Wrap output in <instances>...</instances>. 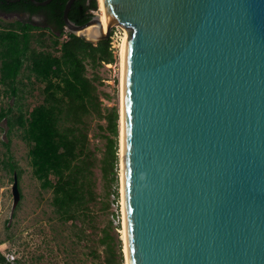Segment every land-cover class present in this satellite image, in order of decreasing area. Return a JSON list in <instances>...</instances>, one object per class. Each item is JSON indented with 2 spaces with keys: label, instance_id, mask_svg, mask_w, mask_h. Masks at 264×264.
<instances>
[{
  "label": "water",
  "instance_id": "water-1",
  "mask_svg": "<svg viewBox=\"0 0 264 264\" xmlns=\"http://www.w3.org/2000/svg\"><path fill=\"white\" fill-rule=\"evenodd\" d=\"M74 1L68 32H128L129 264H264V0H104L106 30L72 22Z\"/></svg>",
  "mask_w": 264,
  "mask_h": 264
},
{
  "label": "trees",
  "instance_id": "trees-1",
  "mask_svg": "<svg viewBox=\"0 0 264 264\" xmlns=\"http://www.w3.org/2000/svg\"><path fill=\"white\" fill-rule=\"evenodd\" d=\"M67 1L37 6L30 0H0L1 12L27 13L40 19L38 24L31 20L0 24V84L4 95L14 98L13 103L0 107V122L7 127L5 164L20 179L22 172L10 151L12 136L19 133L30 146L33 175L42 189L52 192L51 205L58 218L75 228L77 240L90 248L94 258L103 253L104 264H123L122 240L108 216L111 196H118L119 111L116 106H104L103 98L109 96L99 90L98 77L87 75L88 65L97 68L116 59L110 38L92 43L66 30L63 13ZM96 12L99 0H75L69 19L85 24ZM35 30L42 32L37 35ZM24 69L29 72L27 79L33 76L42 84V100L29 110L20 103ZM98 138L105 141L102 146L93 142ZM96 169L104 182L102 194L96 190ZM100 211L108 217L104 227L99 226ZM94 241L97 246L88 244ZM0 264H10L1 252Z\"/></svg>",
  "mask_w": 264,
  "mask_h": 264
},
{
  "label": "rangeland",
  "instance_id": "rangeland-1",
  "mask_svg": "<svg viewBox=\"0 0 264 264\" xmlns=\"http://www.w3.org/2000/svg\"><path fill=\"white\" fill-rule=\"evenodd\" d=\"M99 0V12L101 14ZM16 20H31L35 24L39 23V18L32 19L25 15H11L0 13V24L6 26ZM42 30H35L34 33L40 35ZM66 36L61 37V41ZM49 43V41H48ZM115 62L113 64H102L97 68L88 65L87 75L91 78L98 77V87L101 92L108 95L109 98H103L104 106H116L119 111V136H118V154H119V179L118 196H111V210L108 215L114 220V226L119 239L122 240L123 264H127L125 256V242L122 239L123 214H122V194H121V66L120 53L113 52ZM27 70H23L20 78L22 82L20 88L24 109H32L42 100L40 88L42 84L27 79ZM103 97V96H101ZM13 99H8L3 93V86L0 84V107L7 103H13ZM0 252L9 260L10 264H104V254L101 258H94L89 254L90 248L78 241L74 235V227L69 223L62 222L54 208L51 205L52 192L41 188L40 182L32 173L30 164L29 149L30 146L21 138L19 133H14L11 139L10 151L13 155V161L21 170V177L18 179L21 198L19 203L14 205V196L12 186L14 183L13 173L10 172L5 162L6 148L3 141H7L6 125L4 121L0 122ZM101 138L93 139V142L102 146ZM97 171V192L104 193V182L101 179V172ZM99 207V204H98ZM97 207V208H98ZM113 212L114 217L111 215ZM108 217L105 213H99V226L104 227L107 224ZM94 237L97 239L98 236ZM95 243V244H94ZM90 246H97V243L90 242ZM99 251L103 248L98 247Z\"/></svg>",
  "mask_w": 264,
  "mask_h": 264
},
{
  "label": "bare ground",
  "instance_id": "bare-ground-1",
  "mask_svg": "<svg viewBox=\"0 0 264 264\" xmlns=\"http://www.w3.org/2000/svg\"><path fill=\"white\" fill-rule=\"evenodd\" d=\"M100 8L102 9L101 20L104 25L105 30L107 29V12L105 10L104 0H100ZM91 34H96V29L94 27L89 28ZM128 40V32L125 29V36L120 48V66H121V117H120V157H121V194H122V212H123V229H122V239L125 242V256L126 262L129 264L128 260V247H127V229H126V207H125V189H124V160H125V114H124V81H125V58H126V44Z\"/></svg>",
  "mask_w": 264,
  "mask_h": 264
},
{
  "label": "built area",
  "instance_id": "built-area-1",
  "mask_svg": "<svg viewBox=\"0 0 264 264\" xmlns=\"http://www.w3.org/2000/svg\"><path fill=\"white\" fill-rule=\"evenodd\" d=\"M124 36H125V28H123L120 25H116L112 28L111 34L109 37L110 38V49L112 50V52L115 53L118 51V53H120V48H121V44L123 42Z\"/></svg>",
  "mask_w": 264,
  "mask_h": 264
},
{
  "label": "flooded vegetation",
  "instance_id": "flooded-vegetation-1",
  "mask_svg": "<svg viewBox=\"0 0 264 264\" xmlns=\"http://www.w3.org/2000/svg\"><path fill=\"white\" fill-rule=\"evenodd\" d=\"M0 13H4V12H1L0 11ZM8 14H11V15H20L19 13H8ZM22 15H25V16H28V18H30V19H32V18H34V17H31L29 14H27V13H24V14H22ZM40 20V19H39Z\"/></svg>",
  "mask_w": 264,
  "mask_h": 264
}]
</instances>
